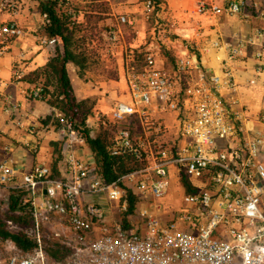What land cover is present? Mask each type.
I'll list each match as a JSON object with an SVG mask.
<instances>
[{"label":"built area","instance_id":"2783aa9c","mask_svg":"<svg viewBox=\"0 0 264 264\" xmlns=\"http://www.w3.org/2000/svg\"><path fill=\"white\" fill-rule=\"evenodd\" d=\"M20 7V0H0V60L25 35L17 16ZM161 7V0L144 1V19L156 21L160 28L155 16ZM199 12L250 22L264 19V3L201 0ZM45 19L49 22L47 14ZM120 22L134 23L125 15ZM122 33L120 27L108 32L110 52L122 42ZM158 34L170 36L163 28L155 29L154 39ZM257 35L236 43L214 40L213 47L227 51L219 71L203 66L185 42L172 71L163 66L156 42L144 51L142 60L128 55L124 75L129 98L109 113H97L96 127L116 125L114 154L134 153L144 166L115 182H106L80 158L74 142H85V137L64 112L57 119L66 139V178L38 165L23 172L20 180L10 161L0 163V198L5 188L10 194L27 188L35 216L34 226L27 230L34 247L25 251L8 240L12 250L7 264H264V128L260 125L264 116L252 120L240 99L235 68ZM59 41L44 39L49 45ZM256 56L262 59L263 53ZM13 74L17 81L24 76L19 67L13 68ZM7 85L0 74V114L15 116L16 125L22 126L17 116L21 107L5 90ZM27 93L29 98L44 99L41 87ZM133 119L138 121V132L130 128ZM182 177L188 178L191 191L183 186ZM131 191L145 199L134 227L111 214L113 208L129 211ZM175 192L177 213L167 219L162 212L165 200ZM46 225L54 228L56 237L60 236L56 226L71 230L73 253L66 261L51 260Z\"/></svg>","mask_w":264,"mask_h":264},{"label":"crops","instance_id":"0c3cea01","mask_svg":"<svg viewBox=\"0 0 264 264\" xmlns=\"http://www.w3.org/2000/svg\"><path fill=\"white\" fill-rule=\"evenodd\" d=\"M109 1L112 12L107 19L108 26L112 29L117 27L122 29L120 17L128 16L134 21L128 25L140 35V38L127 40L126 32L122 29V42L110 53L113 64L117 62L119 66L120 78L99 77L100 87L77 83L72 71L78 67L74 63L67 65L78 100L93 99L96 102V113H109L118 102L129 98L124 75V53L130 51L136 56V48L142 44L146 33V20L143 17L145 0ZM200 1L161 0L162 7L155 20L161 23L162 28L167 29L168 34L170 33V36L163 38L172 44L176 43L174 39H177L175 46L177 51L185 41L191 42L201 53V64L211 71H219L227 58V51L224 48L213 47L214 40L221 38L224 43H236L240 38L260 33L255 44L250 45L244 55L235 62L240 99L248 107L252 120L259 121L264 112V58L258 59L256 55L258 52L264 55V19L256 17L250 22H245L239 17H230L222 13L203 14L199 12ZM257 1L264 3V0ZM37 12L45 17L39 9ZM27 13V10H24L17 16L24 29L28 28V32L25 29V37L13 46L11 53L0 60V74L8 82L5 90L10 92L20 105L17 116L23 121L22 126H18L14 122L15 116L0 114V130L4 132L0 137V163L10 161L20 172V177L23 172H31L38 165H46L51 167L58 177L66 178L69 175L65 155L66 139L60 132L57 119V114L62 111L50 104L49 98L32 99L27 93L41 87L38 85L40 77H43L41 71L47 67L56 53L34 41L37 36H33L31 30L39 23L36 20L32 21L36 12H31V16ZM28 16L31 18L28 19ZM172 35H176V38ZM105 40L109 47L108 40L106 38ZM42 43L46 47L52 45L44 43L43 40ZM161 61L165 67L163 55ZM14 67H19L25 75L20 81L14 79ZM27 78L36 79V82H28ZM95 121L97 122L96 118L89 121L92 136L98 129ZM74 146L80 158L91 165L95 164L94 154L87 141L75 140Z\"/></svg>","mask_w":264,"mask_h":264},{"label":"trees","instance_id":"16d2710c","mask_svg":"<svg viewBox=\"0 0 264 264\" xmlns=\"http://www.w3.org/2000/svg\"><path fill=\"white\" fill-rule=\"evenodd\" d=\"M38 1L40 12L43 15L47 14L49 19V22H45V34L49 37H58L62 42V48L51 58L42 73L46 79L43 88L44 99L49 98L50 104L74 118L77 130L83 134L94 154L95 172L101 174L106 182H115L129 173L141 169L144 164L136 154H114V147L118 141V127L116 125H104L102 123L92 136V128L89 127L88 122L96 118V102L93 99L78 100L67 67L69 63H74L78 68L85 70L89 64V58L84 53L75 51L74 33L68 27L67 15L61 10V6L66 4L68 0ZM172 36L176 38V35ZM185 43L201 58V53L191 42L185 41ZM166 53L171 55L168 51ZM52 80H57L58 83L55 91L50 90L52 83H54ZM27 81L36 82V79L27 78ZM130 128L134 132L139 131L137 119L130 122ZM53 173L58 177L54 171ZM181 182L188 191L192 190L188 178L182 177ZM30 198L31 191L27 188L14 189L10 194L8 213L3 214V216L0 212V237L11 240L25 251H30L34 247L33 240L27 234V230L35 224ZM135 203L136 196L131 191L130 207L127 214L133 212ZM124 220L127 226H130L128 218L125 217ZM11 225H16L20 229L14 230ZM48 250L51 260L55 262H64L73 253L70 245L65 242L62 243L58 239L53 242V245L48 246Z\"/></svg>","mask_w":264,"mask_h":264},{"label":"rangeland","instance_id":"374dc122","mask_svg":"<svg viewBox=\"0 0 264 264\" xmlns=\"http://www.w3.org/2000/svg\"><path fill=\"white\" fill-rule=\"evenodd\" d=\"M20 11H26L30 16L32 13L36 12V15H33L32 21L35 20L39 23L38 26L34 27L31 30V34L34 33L35 37L34 41L43 46L44 48H50L53 52H57L62 48V42L60 40L59 43L51 45L50 47H46L43 45L42 40L50 39L48 35L45 34V17L37 12L39 9V1L38 0H20ZM62 12L67 15V24L68 27L73 31L75 37V45L74 49L77 53H84L89 58L88 67L83 70L77 68V70L72 71V75L80 84H91L95 86L100 85L99 77H112V78H120V69L116 63L113 64L112 57L110 56V51L108 50V45H106V40H108V32L112 29L108 26V18L111 14V4L109 0H68L66 4L61 6ZM30 11V12H29ZM28 16L30 19L31 17ZM30 26V25H28ZM145 35L143 36V41L140 46H138L136 57L138 59H143V53L150 46L152 42H156L160 46L161 55H163V63L167 70L172 71L176 68V58L175 55L177 53V39H174L176 43H171L165 41L164 38L158 37L154 39L155 29L161 30V28L157 25L156 21H146L145 25ZM26 32H28V28H25ZM122 29L126 32V39L140 38V35L132 29L127 23L122 25ZM164 29V27H163ZM30 30V29H29ZM25 32V34H26ZM37 34V35H36ZM157 35V33H156ZM25 37V36H24ZM23 37V38H24ZM39 37V38H38ZM175 44V45H174ZM11 49L10 53L12 52ZM166 51L170 52L171 55L167 54ZM104 53V54H103ZM131 55V52L124 53V59L126 60V55ZM257 57V56H256ZM258 58V57H257ZM264 58V55L263 57ZM259 59V58H258ZM116 65V66H115ZM125 67V63H124ZM43 73V71H41ZM44 75V74H43ZM25 75L23 76V78ZM22 78V79H23ZM122 79V77H121ZM120 79V80H121ZM50 90L55 91L58 85L57 80H52ZM46 84V79L43 76L40 77L38 81V85L41 88H44ZM264 116V112L262 117ZM260 120V119H259ZM96 122V121H95ZM260 125L264 128V122L260 120ZM4 134L2 130H0V137ZM91 169H96V162L93 165H90ZM20 179V176H19ZM3 197L0 198V212L1 214L8 213V197H10L9 189L5 188L2 190ZM136 196V203H138L139 207H135L133 212H129L128 214L121 210L120 208L111 209V214L116 219H123L125 217H130V225L140 220V212L141 205L145 202V199L138 194ZM164 213V217L169 219L173 217L177 213V192L170 194L165 200V206L162 211ZM4 216V215H3ZM14 230H19L20 228L16 225H11ZM131 227V226H129ZM56 231L60 233V236H54V228L46 225L44 227V235L46 238L47 245H53V242L57 239L62 241V243H66L67 245H72L74 243V238L71 233V230L66 225L56 226ZM8 240L2 239L0 237V264H7V259L11 253L12 248L10 244L7 242Z\"/></svg>","mask_w":264,"mask_h":264}]
</instances>
